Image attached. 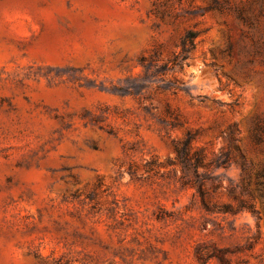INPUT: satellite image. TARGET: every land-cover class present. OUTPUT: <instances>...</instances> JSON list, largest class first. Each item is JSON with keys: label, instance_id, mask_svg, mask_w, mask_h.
<instances>
[{"label": "rangeland", "instance_id": "1", "mask_svg": "<svg viewBox=\"0 0 264 264\" xmlns=\"http://www.w3.org/2000/svg\"><path fill=\"white\" fill-rule=\"evenodd\" d=\"M0 264H264V0H0Z\"/></svg>", "mask_w": 264, "mask_h": 264}, {"label": "trees", "instance_id": "2", "mask_svg": "<svg viewBox=\"0 0 264 264\" xmlns=\"http://www.w3.org/2000/svg\"><path fill=\"white\" fill-rule=\"evenodd\" d=\"M196 36L197 33L192 30H188L184 33L180 39V52L174 55L172 61H181L187 57L189 50H191L195 45L194 40ZM191 138L192 135L189 132H186L183 138L174 144V159L172 162L179 164L182 167V173H185L187 170H189V186L195 188L196 193L198 196H200V199L204 204V196L206 191L202 186L203 179L198 177V168L203 166L202 155L198 151H195L192 154L189 153L188 145Z\"/></svg>", "mask_w": 264, "mask_h": 264}]
</instances>
